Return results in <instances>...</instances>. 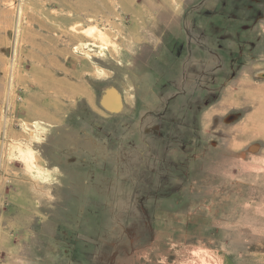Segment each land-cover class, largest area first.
I'll return each mask as SVG.
<instances>
[{"label":"rangeland","instance_id":"1","mask_svg":"<svg viewBox=\"0 0 264 264\" xmlns=\"http://www.w3.org/2000/svg\"><path fill=\"white\" fill-rule=\"evenodd\" d=\"M0 264H264V0H0Z\"/></svg>","mask_w":264,"mask_h":264},{"label":"water","instance_id":"2","mask_svg":"<svg viewBox=\"0 0 264 264\" xmlns=\"http://www.w3.org/2000/svg\"><path fill=\"white\" fill-rule=\"evenodd\" d=\"M111 93L112 92H110V91L106 92V94L102 98L101 104L107 111H109V112L111 111V113H113V114H118L123 110V107H124L123 101H122V96L118 91H115V94H114L115 104L119 105L120 109H119V111H113V110L109 109L108 108L109 106L107 105V100L110 98Z\"/></svg>","mask_w":264,"mask_h":264},{"label":"bare ground","instance_id":"3","mask_svg":"<svg viewBox=\"0 0 264 264\" xmlns=\"http://www.w3.org/2000/svg\"><path fill=\"white\" fill-rule=\"evenodd\" d=\"M84 30V29H83ZM82 40V39H81ZM104 41H106V40H104ZM97 43V42H96ZM108 43V42H107ZM111 45V44H110ZM117 46V45H116ZM115 46V47H116ZM118 47V46H117ZM116 51H118L117 49H116ZM115 91H117L116 89H114V90H111L110 92H112L111 93V95H110V98L107 100V105L109 106L108 108L109 109H111V110H113V111H117V110H119L120 109V106L119 105H117V104H115V96H114V94H115Z\"/></svg>","mask_w":264,"mask_h":264},{"label":"flooded vegetation","instance_id":"4","mask_svg":"<svg viewBox=\"0 0 264 264\" xmlns=\"http://www.w3.org/2000/svg\"><path fill=\"white\" fill-rule=\"evenodd\" d=\"M155 130V129H154ZM154 133H157V131H154Z\"/></svg>","mask_w":264,"mask_h":264}]
</instances>
